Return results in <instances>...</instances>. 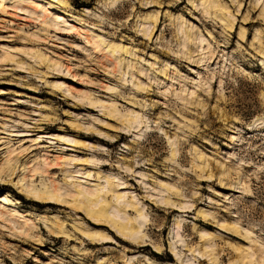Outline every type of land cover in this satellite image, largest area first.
<instances>
[{
    "label": "rangeland",
    "instance_id": "rangeland-1",
    "mask_svg": "<svg viewBox=\"0 0 264 264\" xmlns=\"http://www.w3.org/2000/svg\"><path fill=\"white\" fill-rule=\"evenodd\" d=\"M0 264H264V0H0Z\"/></svg>",
    "mask_w": 264,
    "mask_h": 264
},
{
    "label": "bare ground",
    "instance_id": "bare-ground-1",
    "mask_svg": "<svg viewBox=\"0 0 264 264\" xmlns=\"http://www.w3.org/2000/svg\"><path fill=\"white\" fill-rule=\"evenodd\" d=\"M53 17H55V20H59L60 18H62L60 14H55V16ZM27 193L31 196L30 198H27V200H29V202H34L36 204L50 205L51 203H58L60 201L63 202V200L60 199V196L58 195H47L45 193H40L36 191H33V192L27 191ZM81 193L82 191H79L77 192V195L80 196ZM78 196H75V200H77ZM99 197H100L99 193L94 194V195L90 194V197L88 196L85 197L86 200L81 202L80 204L82 208L87 212L88 215L96 217V218L104 217L106 213L104 208H97L96 210L92 208V206H97L99 205L100 202L103 201L102 199H99ZM3 200L8 201L6 197H4ZM108 222H111L113 226L112 228H114L116 230V233L121 235L124 239L127 237L130 238L134 234L133 229L129 228L127 225L116 224L113 220L112 221L110 220ZM142 246H145V244H143Z\"/></svg>",
    "mask_w": 264,
    "mask_h": 264
}]
</instances>
